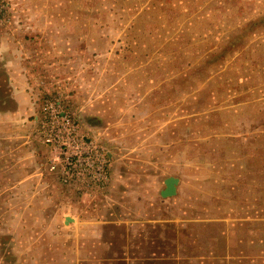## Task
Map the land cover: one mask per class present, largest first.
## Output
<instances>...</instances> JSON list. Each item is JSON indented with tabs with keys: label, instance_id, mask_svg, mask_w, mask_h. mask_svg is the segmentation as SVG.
I'll list each match as a JSON object with an SVG mask.
<instances>
[{
	"label": "rangeland",
	"instance_id": "374dc122",
	"mask_svg": "<svg viewBox=\"0 0 264 264\" xmlns=\"http://www.w3.org/2000/svg\"><path fill=\"white\" fill-rule=\"evenodd\" d=\"M53 97L110 153L101 203L143 216L177 177L167 203L215 219L219 254L256 255L233 264H264V0H0V264L97 252L64 215L100 201L46 165Z\"/></svg>",
	"mask_w": 264,
	"mask_h": 264
},
{
	"label": "crops",
	"instance_id": "0c3cea01",
	"mask_svg": "<svg viewBox=\"0 0 264 264\" xmlns=\"http://www.w3.org/2000/svg\"><path fill=\"white\" fill-rule=\"evenodd\" d=\"M165 178L156 195L162 204L149 200L142 208L143 216H139L136 213L138 208H129L128 204L101 203L109 188L110 173L106 186L93 193L100 204H95L93 210H86L88 216L76 218L69 215L66 223L70 242L80 247L90 244L101 252L100 255L92 252L87 257L75 255L77 264H233L244 259H256V255H224L215 251L220 240L214 239L213 230H206L215 219L205 222L186 213L181 214V205L168 204L174 195H160ZM177 187L178 183L176 193ZM221 237L223 244L224 231Z\"/></svg>",
	"mask_w": 264,
	"mask_h": 264
},
{
	"label": "built area",
	"instance_id": "2783aa9c",
	"mask_svg": "<svg viewBox=\"0 0 264 264\" xmlns=\"http://www.w3.org/2000/svg\"><path fill=\"white\" fill-rule=\"evenodd\" d=\"M38 132L47 147V168L64 187L89 195L103 189L110 174V155L80 129L59 97L41 102Z\"/></svg>",
	"mask_w": 264,
	"mask_h": 264
},
{
	"label": "water",
	"instance_id": "95a60500",
	"mask_svg": "<svg viewBox=\"0 0 264 264\" xmlns=\"http://www.w3.org/2000/svg\"><path fill=\"white\" fill-rule=\"evenodd\" d=\"M178 178L174 176H168L164 179V188L160 191V195L163 197L172 196L176 194V185ZM70 218L66 217L65 220L68 222Z\"/></svg>",
	"mask_w": 264,
	"mask_h": 264
},
{
	"label": "flooded vegetation",
	"instance_id": "af4514ba",
	"mask_svg": "<svg viewBox=\"0 0 264 264\" xmlns=\"http://www.w3.org/2000/svg\"><path fill=\"white\" fill-rule=\"evenodd\" d=\"M109 153V152H108ZM109 155H110V153H109ZM110 160H111V156H110Z\"/></svg>",
	"mask_w": 264,
	"mask_h": 264
}]
</instances>
